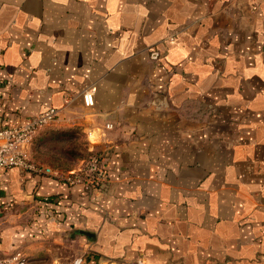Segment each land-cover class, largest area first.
Instances as JSON below:
<instances>
[{"label": "crops", "instance_id": "crops-1", "mask_svg": "<svg viewBox=\"0 0 264 264\" xmlns=\"http://www.w3.org/2000/svg\"><path fill=\"white\" fill-rule=\"evenodd\" d=\"M50 109L108 180L1 169V257L264 264V0H0V128Z\"/></svg>", "mask_w": 264, "mask_h": 264}, {"label": "built area", "instance_id": "built-area-1", "mask_svg": "<svg viewBox=\"0 0 264 264\" xmlns=\"http://www.w3.org/2000/svg\"><path fill=\"white\" fill-rule=\"evenodd\" d=\"M152 59L158 60L159 53H153ZM83 100L87 108L94 107L95 90L88 88L83 94ZM61 119L60 110L50 109L37 118L0 128V170L17 168L62 180L70 186H82L88 191L102 189L108 180L110 169L107 156L92 154L78 170L74 171H62L49 166L36 165L26 156L25 147L36 130ZM108 128L111 129L112 125ZM27 262V258L21 253L0 256V264H27ZM72 264H87V262L84 258H78Z\"/></svg>", "mask_w": 264, "mask_h": 264}, {"label": "rangeland", "instance_id": "rangeland-1", "mask_svg": "<svg viewBox=\"0 0 264 264\" xmlns=\"http://www.w3.org/2000/svg\"><path fill=\"white\" fill-rule=\"evenodd\" d=\"M63 124L61 119L36 130L25 147L26 156L31 162L54 169L68 170L79 161L89 158L91 152L81 129L78 127L63 128ZM76 259L56 264H72ZM38 264L49 263L40 262Z\"/></svg>", "mask_w": 264, "mask_h": 264}, {"label": "trees", "instance_id": "trees-1", "mask_svg": "<svg viewBox=\"0 0 264 264\" xmlns=\"http://www.w3.org/2000/svg\"><path fill=\"white\" fill-rule=\"evenodd\" d=\"M97 257H95V256H88L87 257V263L88 264H97V259H96ZM93 262V263H92Z\"/></svg>", "mask_w": 264, "mask_h": 264}]
</instances>
